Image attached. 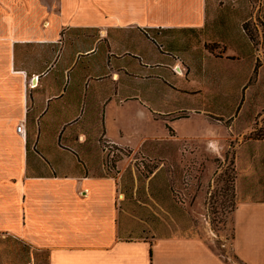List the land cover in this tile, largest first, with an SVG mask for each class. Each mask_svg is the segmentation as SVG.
<instances>
[{
    "label": "crops",
    "instance_id": "1",
    "mask_svg": "<svg viewBox=\"0 0 264 264\" xmlns=\"http://www.w3.org/2000/svg\"><path fill=\"white\" fill-rule=\"evenodd\" d=\"M209 16L208 0H0V234L47 253V264H264V188L240 185L233 260L201 238L122 223L120 182L104 174L103 140L148 142L128 105L177 134L172 122L188 116L171 108L177 94L191 103L221 92L222 65L256 70L241 23L219 53L211 27L225 21ZM215 96L205 108L220 110Z\"/></svg>",
    "mask_w": 264,
    "mask_h": 264
},
{
    "label": "rangeland",
    "instance_id": "2",
    "mask_svg": "<svg viewBox=\"0 0 264 264\" xmlns=\"http://www.w3.org/2000/svg\"><path fill=\"white\" fill-rule=\"evenodd\" d=\"M208 3L209 17L225 21L211 27L214 48L224 53L217 45L233 41V25L241 23L253 45L256 70L250 76L247 62L239 68L222 65L215 68L221 92L206 91L191 97V103L175 93L179 98L171 108H183L188 115L167 118L186 116L172 122L177 134L164 118L151 115L147 108L137 109V104L128 105L127 119L131 114L140 117L139 137L148 142L138 149L103 140L110 142L104 174L120 182L122 223L136 222L148 237L201 238L234 260L232 213L240 185L258 193L264 188V0ZM242 80L247 84L240 88ZM213 94L222 104L220 110L204 106ZM197 134L200 137H193ZM47 259V253L0 234V264H47Z\"/></svg>",
    "mask_w": 264,
    "mask_h": 264
},
{
    "label": "built area",
    "instance_id": "3",
    "mask_svg": "<svg viewBox=\"0 0 264 264\" xmlns=\"http://www.w3.org/2000/svg\"><path fill=\"white\" fill-rule=\"evenodd\" d=\"M17 132L19 134H21L23 137H26V128H25V125L24 124L19 125L17 127ZM103 147H104L105 152L107 153L109 151V149H110V142L107 141L105 144H103ZM28 264H30V263H28Z\"/></svg>",
    "mask_w": 264,
    "mask_h": 264
},
{
    "label": "trees",
    "instance_id": "4",
    "mask_svg": "<svg viewBox=\"0 0 264 264\" xmlns=\"http://www.w3.org/2000/svg\"><path fill=\"white\" fill-rule=\"evenodd\" d=\"M262 139H264V137H262Z\"/></svg>",
    "mask_w": 264,
    "mask_h": 264
}]
</instances>
